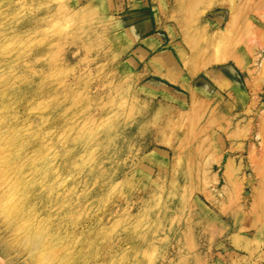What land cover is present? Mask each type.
<instances>
[{
	"label": "rangeland",
	"instance_id": "374dc122",
	"mask_svg": "<svg viewBox=\"0 0 264 264\" xmlns=\"http://www.w3.org/2000/svg\"><path fill=\"white\" fill-rule=\"evenodd\" d=\"M263 55L264 0H0V264H264Z\"/></svg>",
	"mask_w": 264,
	"mask_h": 264
},
{
	"label": "bare ground",
	"instance_id": "6f19581e",
	"mask_svg": "<svg viewBox=\"0 0 264 264\" xmlns=\"http://www.w3.org/2000/svg\"><path fill=\"white\" fill-rule=\"evenodd\" d=\"M261 63H260V66H261V64H263L264 63V55H263V57L261 58ZM29 168H30V166H29ZM29 171H31V170H29ZM32 172H34L33 171V169H32ZM0 188H1V186H0ZM50 191V190H49ZM46 195V194H45ZM47 195H48V193H47ZM39 221V220H38ZM36 222H37V220H36ZM37 224V223H36ZM32 228V227H31ZM44 230V229H43ZM43 230H30V232H29V238H27L28 240H27V243H26V245L28 246V248H29V251H31V252H35L36 250H40V253H41V255L39 256V259H38V261L40 262V263H50L49 261H53V254H52V252H50V253H46V252H43V250L44 249H47V248H49L50 249V243L49 242H47L46 241V238H45V236L43 235L44 233H43ZM45 231V230H44ZM45 238V239H44ZM47 238H48V236H47ZM24 239V238H23ZM49 239V238H48ZM56 239V238H55ZM52 251V250H51ZM64 257V256H63ZM65 257H66V255H65ZM55 259V258H54ZM52 263V262H51Z\"/></svg>",
	"mask_w": 264,
	"mask_h": 264
},
{
	"label": "crops",
	"instance_id": "0c3cea01",
	"mask_svg": "<svg viewBox=\"0 0 264 264\" xmlns=\"http://www.w3.org/2000/svg\"><path fill=\"white\" fill-rule=\"evenodd\" d=\"M135 27L139 28V29H145V28L149 27V24L147 23L146 20H143V21L138 22L137 24H135Z\"/></svg>",
	"mask_w": 264,
	"mask_h": 264
}]
</instances>
